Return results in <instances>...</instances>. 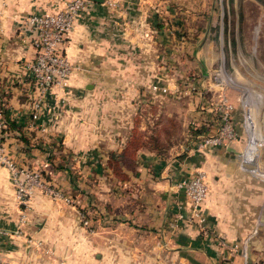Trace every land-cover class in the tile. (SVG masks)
Listing matches in <instances>:
<instances>
[{"label":"crops","instance_id":"0c3cea01","mask_svg":"<svg viewBox=\"0 0 264 264\" xmlns=\"http://www.w3.org/2000/svg\"><path fill=\"white\" fill-rule=\"evenodd\" d=\"M64 1L0 0V121L6 129L3 142L17 166L53 169L45 151L50 148L57 156L74 154L81 167L100 169L107 179V154L123 149L139 105L146 106L141 129L171 115L181 118L183 125L186 119L199 125L203 118L208 124L196 138L187 134L189 143L174 145L168 156L138 150L135 176L127 182L138 190L80 195L82 204L99 212L95 233L79 223L80 211L72 200L67 204L36 192L26 208L19 206L9 173L0 165V258L11 264H94L89 256L94 249L95 264H103L105 249L112 248L113 259L162 261L160 255L141 254L145 249L141 241L121 236L133 229L153 235L155 247H171L184 263L199 264L203 259L208 264H248L238 253H222L212 235L202 240L194 227L176 220L190 207L182 192L172 191L174 184L201 171L208 185L201 211L208 228L220 230L224 220L219 219L216 196L223 183L227 187L223 191L232 190L229 183L237 168L230 142L197 147L200 136L213 134L218 127L210 102L217 89L207 80L183 79L184 57L194 52V46L185 45L180 37L184 21L173 20L177 29L169 32L168 13L154 19L147 0H112V6L89 1L69 34L66 54L73 69L68 85L51 86L40 94L26 66L35 54L34 34L19 24L28 15L57 12ZM187 35L192 41L200 39L199 26L192 23ZM154 86L167 91H153ZM187 87L193 91L185 95ZM148 106L153 109L150 113ZM197 108L200 111H194ZM4 113L14 128L7 126ZM51 172L59 183H68V174ZM225 222V228H235L230 219ZM109 227L117 238L96 241V234Z\"/></svg>","mask_w":264,"mask_h":264},{"label":"rangeland","instance_id":"374dc122","mask_svg":"<svg viewBox=\"0 0 264 264\" xmlns=\"http://www.w3.org/2000/svg\"><path fill=\"white\" fill-rule=\"evenodd\" d=\"M104 1L112 6V0H103L102 2ZM146 3L149 8L152 7L151 15L154 19L156 16L158 18V15L163 14L164 16L168 13L169 32H176L177 25L173 20L184 21L185 33L183 34V30L179 29L181 31L179 34L184 38L185 45L190 43L194 46V52L186 54L184 57L186 74L183 79L186 83L192 81L193 78L207 80L216 87L217 90L214 91L217 93L213 96L215 97L213 100L210 99V102L215 107V117L218 122L220 117L216 107L219 93H221L220 87L223 89L222 93L226 99L233 105L231 117L235 127V138L228 144L233 145L232 157L236 160L237 168L234 169V178L229 183L232 190L223 191V187H226V183H223L216 196L219 219L224 220V225L220 230L212 232L208 228L206 218L203 228L195 222H186V224L194 227L202 240L209 239L207 238L209 235L215 237L221 245L222 253L223 251H232L240 254L248 264H264V0H147ZM192 23L199 26L201 35L200 39L194 41L187 35L188 28L192 27ZM173 68L169 67V69ZM216 73L220 74L221 83L215 81ZM65 88L63 87V89ZM192 91L191 87L185 88V95L191 94ZM208 96L211 98L210 95ZM149 106L147 112L150 113L153 109ZM144 107L146 106L139 105L137 108L138 127H141L142 114L145 113ZM194 111L200 110L197 108ZM169 117H176L180 123L181 132L179 131V141L176 146L187 145L189 143L188 135L193 134L189 127L192 122H188L189 120L186 119L183 125L182 119L176 115ZM156 121L158 120L152 121L146 130L149 131L155 127ZM174 137L176 138V134ZM45 151L47 159L54 165L51 170L68 174V183L63 185L55 180L51 170L37 169L41 170V173H45L49 180L46 181L53 185L57 191L64 195L68 193V199L72 200L80 211L78 212L79 223L83 227H89L87 229L90 233H95V230L94 232L92 230L95 229L94 223L97 220L95 215L99 212L93 211L91 205L87 207L86 202L85 205L82 204L80 195L96 191L138 190L137 185L127 184L131 181V177L135 176L137 169L128 180L120 181L107 167L105 174L108 177L104 179L100 169L81 167L80 163L75 160L74 154L68 152V156L66 154L57 156L51 152L50 148ZM172 191L176 193L174 189ZM69 204H72L71 201ZM81 204L84 206H80ZM227 219L234 223L235 228H225ZM121 236L127 240L141 241L142 246L145 247L141 254L147 253L163 257L162 261H155L151 264H192L181 262L171 247L165 245L155 247L154 242H151L156 237L149 233L131 229L122 232ZM149 236L153 240H146ZM113 238L116 239L117 234L112 232L111 227L108 230L100 231L95 236L96 241L106 242ZM231 243L233 244L230 246ZM149 244H152L151 247H148ZM131 250L133 251V249ZM94 251V249H90L89 256L95 264ZM113 251L112 248L105 249L106 259L103 264H150L134 261L129 256L119 257L120 260L113 259L112 257L115 256ZM103 252L104 249L100 253L103 254ZM199 264L208 263L201 259Z\"/></svg>","mask_w":264,"mask_h":264},{"label":"built area","instance_id":"2783aa9c","mask_svg":"<svg viewBox=\"0 0 264 264\" xmlns=\"http://www.w3.org/2000/svg\"><path fill=\"white\" fill-rule=\"evenodd\" d=\"M89 0H65L63 7L55 13L32 14L26 16L20 25L21 30L30 29L34 34L35 54L26 66L40 94H44L51 86L66 87L73 69L67 54L66 47L69 34L74 26L77 16L85 9ZM220 74L216 73L214 79L221 83ZM167 91L166 88L153 87V91ZM218 96L216 110L219 111V122L216 132L202 135L198 139L197 147L220 145L230 142L235 138V127L231 113L233 105L224 96L223 89ZM4 121H0V165L9 173L14 188V198L19 206L27 207L30 198L41 192L54 200H62L69 204L70 200L57 191L53 185L46 181L41 170L19 167L10 157L6 145L3 142ZM176 192H182L189 203V213H179L176 220L188 223H196L202 227L205 217L201 211V204L208 193V185L205 175L196 171L189 178L182 179L174 184ZM21 221L24 220L21 215ZM86 223V221H85ZM0 264H11L0 258Z\"/></svg>","mask_w":264,"mask_h":264},{"label":"trees","instance_id":"16d2710c","mask_svg":"<svg viewBox=\"0 0 264 264\" xmlns=\"http://www.w3.org/2000/svg\"><path fill=\"white\" fill-rule=\"evenodd\" d=\"M4 118L8 127H15L6 113H4ZM138 120L137 118L134 119L133 128L127 137L123 149L120 152H109L107 154V167L120 181L128 180L130 176L135 173L138 165V150L146 149L147 151L155 153L157 156L164 157L169 155V149L178 144L177 142L179 141L178 135L181 130L180 123L177 121L176 117H166L156 121L155 127H152L149 131L141 130L140 127H138ZM206 124H208V121L204 118L200 119L199 125L190 123L189 127L193 132L190 136L194 137L200 134L203 131L202 126ZM175 134L176 138L174 137ZM173 138L175 139L173 140ZM51 166L54 167L52 163ZM43 176L47 180L45 173Z\"/></svg>","mask_w":264,"mask_h":264},{"label":"water","instance_id":"95a60500","mask_svg":"<svg viewBox=\"0 0 264 264\" xmlns=\"http://www.w3.org/2000/svg\"><path fill=\"white\" fill-rule=\"evenodd\" d=\"M89 1H93V2H102L103 0H89Z\"/></svg>","mask_w":264,"mask_h":264}]
</instances>
